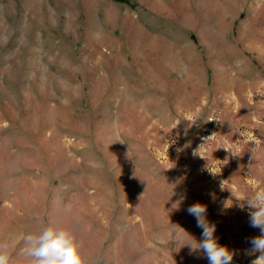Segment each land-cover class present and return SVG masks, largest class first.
<instances>
[{"label": "rangeland", "instance_id": "1", "mask_svg": "<svg viewBox=\"0 0 264 264\" xmlns=\"http://www.w3.org/2000/svg\"><path fill=\"white\" fill-rule=\"evenodd\" d=\"M259 188L264 0H0V242L14 238L13 264L49 224L85 264H208L181 247L201 239L195 203L241 258L261 233L240 204Z\"/></svg>", "mask_w": 264, "mask_h": 264}, {"label": "clouds", "instance_id": "2", "mask_svg": "<svg viewBox=\"0 0 264 264\" xmlns=\"http://www.w3.org/2000/svg\"><path fill=\"white\" fill-rule=\"evenodd\" d=\"M224 182H221L222 189ZM225 206L228 207L227 204ZM245 206L250 209V226L258 228L261 233L249 240L250 248L246 250V254L256 256L251 264H264V188L257 189L244 199L240 207L243 209ZM177 207L178 204L173 205V208ZM187 212L195 218L197 227L202 230L201 239L197 240L186 233L190 242L181 247L188 246L190 253L202 254L208 264H232L235 253L218 242L215 236L216 225L210 223L206 217L207 206L195 203L189 206ZM14 246V238L7 242H0V264H13ZM19 255L24 264H85L81 245L73 233L50 224L43 226L37 232H27L22 237Z\"/></svg>", "mask_w": 264, "mask_h": 264}, {"label": "built area", "instance_id": "3", "mask_svg": "<svg viewBox=\"0 0 264 264\" xmlns=\"http://www.w3.org/2000/svg\"><path fill=\"white\" fill-rule=\"evenodd\" d=\"M250 256L245 254L243 257L238 258L234 256L232 264H249Z\"/></svg>", "mask_w": 264, "mask_h": 264}]
</instances>
